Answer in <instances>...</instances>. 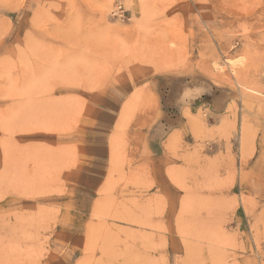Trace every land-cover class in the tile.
<instances>
[{
	"label": "rangeland",
	"instance_id": "rangeland-1",
	"mask_svg": "<svg viewBox=\"0 0 264 264\" xmlns=\"http://www.w3.org/2000/svg\"><path fill=\"white\" fill-rule=\"evenodd\" d=\"M0 264H264V0H0Z\"/></svg>",
	"mask_w": 264,
	"mask_h": 264
},
{
	"label": "crops",
	"instance_id": "crops-1",
	"mask_svg": "<svg viewBox=\"0 0 264 264\" xmlns=\"http://www.w3.org/2000/svg\"><path fill=\"white\" fill-rule=\"evenodd\" d=\"M169 136H170V133L167 135V137H169ZM168 140H169V139H167V140H165V141H160V142H159L160 146H161V147H164L165 144L168 143Z\"/></svg>",
	"mask_w": 264,
	"mask_h": 264
}]
</instances>
